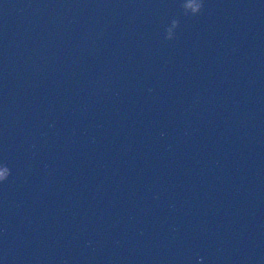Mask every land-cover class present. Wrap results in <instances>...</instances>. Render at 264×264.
Masks as SVG:
<instances>
[{
    "label": "water",
    "instance_id": "water-1",
    "mask_svg": "<svg viewBox=\"0 0 264 264\" xmlns=\"http://www.w3.org/2000/svg\"><path fill=\"white\" fill-rule=\"evenodd\" d=\"M197 3L0 0V264H264V0Z\"/></svg>",
    "mask_w": 264,
    "mask_h": 264
},
{
    "label": "clouds",
    "instance_id": "clouds-1",
    "mask_svg": "<svg viewBox=\"0 0 264 264\" xmlns=\"http://www.w3.org/2000/svg\"><path fill=\"white\" fill-rule=\"evenodd\" d=\"M181 7L183 9V5L181 4ZM202 8V0H198V3L195 5L193 8V13L196 14L198 13ZM184 11V10H183ZM184 14H188L184 12ZM173 25L176 27L178 25V21L176 19H173ZM173 36L170 38L172 39ZM10 174V169L7 167V165H0V182H3Z\"/></svg>",
    "mask_w": 264,
    "mask_h": 264
}]
</instances>
